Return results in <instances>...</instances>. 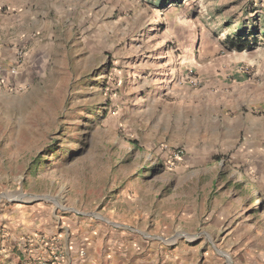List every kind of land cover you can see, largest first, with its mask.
<instances>
[{"label":"rangeland","instance_id":"374dc122","mask_svg":"<svg viewBox=\"0 0 264 264\" xmlns=\"http://www.w3.org/2000/svg\"><path fill=\"white\" fill-rule=\"evenodd\" d=\"M0 264H264V0H0Z\"/></svg>","mask_w":264,"mask_h":264},{"label":"trees","instance_id":"16d2710c","mask_svg":"<svg viewBox=\"0 0 264 264\" xmlns=\"http://www.w3.org/2000/svg\"><path fill=\"white\" fill-rule=\"evenodd\" d=\"M223 43L226 49L241 52L252 49L259 43V40L252 31L243 30L226 36Z\"/></svg>","mask_w":264,"mask_h":264},{"label":"built area","instance_id":"2783aa9c","mask_svg":"<svg viewBox=\"0 0 264 264\" xmlns=\"http://www.w3.org/2000/svg\"><path fill=\"white\" fill-rule=\"evenodd\" d=\"M10 73H11V74H16V69H15V68H12V69L10 70ZM187 81H188V83H189L191 86H195V85H197V83H198V80H197L196 78H193V77H187ZM180 153H182V151L179 150V151L177 152L176 156L179 155Z\"/></svg>","mask_w":264,"mask_h":264},{"label":"bare ground","instance_id":"6f19581e","mask_svg":"<svg viewBox=\"0 0 264 264\" xmlns=\"http://www.w3.org/2000/svg\"><path fill=\"white\" fill-rule=\"evenodd\" d=\"M259 200H260V199H258V201H259ZM258 201H257V202H258Z\"/></svg>","mask_w":264,"mask_h":264}]
</instances>
